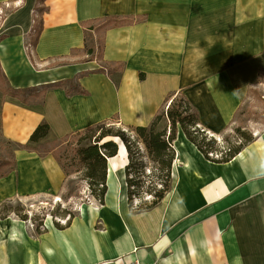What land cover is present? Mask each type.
<instances>
[{
	"label": "crops",
	"instance_id": "obj_1",
	"mask_svg": "<svg viewBox=\"0 0 264 264\" xmlns=\"http://www.w3.org/2000/svg\"><path fill=\"white\" fill-rule=\"evenodd\" d=\"M2 5L15 6L0 27V67L9 85L76 83L70 93L49 89L35 105L5 99L1 131L16 144L27 143L42 122L58 139L115 118L128 127L148 126L173 93L184 94L202 128L221 139L264 69V0H0ZM38 11L33 62L27 45ZM106 16L136 19L107 30L102 59L84 62L90 35L84 23ZM114 64L124 67L112 76L105 67ZM181 132L179 127L174 141L179 178L174 163L171 189L157 206L131 210L125 170L111 179L108 160L104 204L93 198L78 206L69 225L58 228L48 219L37 233L22 221L0 222V264H112L122 257L144 264H264V129L226 163L207 160L185 137L214 166L210 179L201 160L183 172ZM14 157V170L0 178V206L62 191L66 174L52 154L17 149Z\"/></svg>",
	"mask_w": 264,
	"mask_h": 264
},
{
	"label": "trees",
	"instance_id": "obj_2",
	"mask_svg": "<svg viewBox=\"0 0 264 264\" xmlns=\"http://www.w3.org/2000/svg\"><path fill=\"white\" fill-rule=\"evenodd\" d=\"M40 1V0H38ZM5 18V17H4ZM135 17L127 16H106L102 18L93 19L84 23V27L89 33H102L101 39H96L98 46L88 47L86 45L87 58L83 60L84 62L101 60L104 51V35L105 32L111 28H115L121 25L130 24L134 22ZM4 20V19H3ZM41 28V26H40ZM35 33L36 28L34 27ZM40 30L36 36H38ZM90 35H88V38ZM100 40V42L98 41ZM32 61L33 57L30 54ZM34 62V61H33ZM122 64H114L110 68L105 67L110 75H115L122 72ZM104 68V69H105ZM103 69V70H104ZM68 82H59L56 84L45 85L35 88L27 89H15L11 86L10 97L15 98L23 102L24 104H30L28 98L32 97L35 100L39 99V96H43L49 89L61 88L65 89L64 85ZM79 93L86 94L85 91L79 88L75 89ZM32 91V92H29ZM70 93V91H68ZM21 94H27V99L21 98ZM179 96L178 100L173 99L174 96ZM40 101V102H41ZM165 102H170L167 110H160L156 115L154 120L148 126H138L132 127L129 135L121 130H114L110 127L111 122H104L92 127L87 128L84 131L72 133L63 137L62 139L56 138L50 125L47 122L40 123L37 128L32 133L29 141L25 144H17L18 149H23L27 151L37 152L40 156H46L52 154L54 158L60 163L67 175V167L63 162L62 156H60L58 149H63V155L70 156L72 165L79 164L84 169V177L90 188V195L99 204H104L105 196L107 193V173H108V160L115 157L118 154V143L113 140H107L106 138H120L128 151L129 163L125 168L126 181L128 186V204L131 210L144 211L157 206L162 199L165 197L166 193L169 191L168 182L170 181L171 171L173 162L175 160V149L173 143L177 138V128L178 125L182 128L187 139L192 142L198 150L204 155V157L214 163H226L232 160L236 155H238L243 147L253 140V135L250 132H246L241 128L235 129V134L238 143L234 146L227 147L224 151L215 150V154L218 157L211 158L209 154L212 152L213 146L216 144L215 140H210L208 144L197 139V135L205 133L206 131L200 125V119L197 110L192 106L184 94L173 93L168 95ZM193 114H190V111ZM164 118H167L169 123L168 127L158 129V126ZM107 126V127H106ZM200 130V131H199ZM169 132V133H168ZM51 141V142H50ZM50 142V143H45ZM228 142V140H227ZM45 144L50 145V149H45ZM143 143L148 151L149 157L153 162L160 165L161 170L165 172V185L162 190L155 191V189L150 190L147 193L155 191L154 199L151 204H134L132 201V196L136 193L140 197V191L135 190V177L131 175V170L133 168V149ZM229 143V142H228ZM43 144V149H37L34 146ZM230 144V143H229ZM138 169L140 167H137ZM7 175V174H6ZM3 175V176H6ZM3 176H0L3 177ZM136 183V182H135ZM134 189V190H133ZM151 194V193H150ZM143 203V202H142ZM9 202L6 201L0 206V213L16 212L19 215V211L9 209ZM8 215H4L1 218H5ZM23 220L27 219V216L22 217ZM73 217L71 216L66 225H69ZM56 227L62 228L58 223L55 224ZM37 233L42 231L37 228Z\"/></svg>",
	"mask_w": 264,
	"mask_h": 264
},
{
	"label": "rangeland",
	"instance_id": "obj_3",
	"mask_svg": "<svg viewBox=\"0 0 264 264\" xmlns=\"http://www.w3.org/2000/svg\"><path fill=\"white\" fill-rule=\"evenodd\" d=\"M15 10V6H6L2 5L0 8V27L2 26L3 19L6 15ZM42 18V12L38 11L36 13L35 18V28L36 33H33V37L28 41V47L30 48L29 53L32 55L33 53V44L36 39V35L40 30V20ZM3 36V35H1ZM0 36V38H1ZM102 33L93 34L90 33V37L88 38V47L98 46V43L95 41L96 39H101ZM100 42V40H98ZM76 86L75 82H68L64 85V88L67 91H73ZM11 87L9 82L4 77L1 67H0V176L6 175L15 168L16 160L14 157L15 151L18 149L16 143L6 139L1 131V107L4 103L5 99L10 97ZM32 92V91H29ZM33 93V92H32ZM42 95L39 96L38 100L30 97L27 99V94H21V98L27 99L31 105H35L40 103ZM12 98V97H10ZM179 96H174L173 99L178 100ZM15 99V98H14ZM170 102H165V105L161 110L166 111ZM193 114L191 110L189 112ZM169 123L167 118H164L158 129H162L168 127ZM107 127V126H106ZM180 126L178 125V128ZM114 130H121L125 132L126 135H129L131 128L128 125L120 122L117 118L112 120L110 127ZM177 128V135H178ZM241 128L246 132H250L254 136V132L259 131L260 129H264V69L260 72L259 82L256 84V87H251L249 89V95L246 101L240 107L238 111L235 122L232 125V130L229 133L224 134L221 139H217L215 137L210 136L207 132L202 133L200 130V134L196 137L199 141H203L208 144L210 140H215L216 144L213 146L212 152L209 154L211 158L218 157L215 154V150L224 151L227 147L236 145L239 141L237 140L235 129ZM169 133V132H168ZM230 143H228L227 142ZM238 141V142H237ZM51 142V141H50ZM45 142V143H50ZM45 149H50L49 144H45ZM37 149H43V144L35 145ZM173 147L175 149L174 143ZM63 149H58L60 156H62L63 162L67 167V171L69 175L66 174V182L63 186L62 191L59 194H50L43 197H34V198H25L23 200L16 201H8L9 209H13L15 211H19V215L16 212H7L0 213V222H17L22 221L27 224L28 228L37 232V228L40 231L45 230L44 222L51 218L58 223L60 226H64L67 224L70 217H74L78 213V206L83 204H91V200H93L90 195V188L84 177V169L78 164L72 165V160L70 156L63 155ZM37 153V152H36ZM133 168L131 170V175L135 177V190L140 191V197L136 195V193L132 196V201L134 204H151L154 199L155 191L162 190L165 185V172L161 170L160 165L153 162L152 159L148 155V151L146 146L143 143H140L133 149ZM175 160L177 158V152L175 149ZM137 167H140L139 169ZM173 168V166H172ZM126 172V171H125ZM172 175V171H171ZM168 189L170 191L172 186V176L170 177V181L168 182ZM155 189V191L147 193L146 191H150ZM134 190V189H133ZM168 191V192H169ZM143 202V203H142ZM4 215H8L5 218H1ZM27 216L26 220H23L22 217Z\"/></svg>",
	"mask_w": 264,
	"mask_h": 264
},
{
	"label": "bare ground",
	"instance_id": "obj_4",
	"mask_svg": "<svg viewBox=\"0 0 264 264\" xmlns=\"http://www.w3.org/2000/svg\"><path fill=\"white\" fill-rule=\"evenodd\" d=\"M186 136L184 135L183 132H181V134L179 135V142L177 144L178 150L180 152V155H182V160L185 162V166L183 167V172L187 171L189 168L193 167L194 165H199V161L195 162L196 160H201L200 155L198 154V152L196 151L194 145L192 143H190L186 138ZM113 139L118 143V147H119V152L118 154L113 157L110 158V178L113 179L115 178L118 174H121V176H124V170L126 168V166L129 163V157H128V151L127 148L124 144V142L120 139V138H106L105 141ZM201 162L203 163V165L201 166L202 168H204L205 170H207V175L208 178L210 179L211 176L214 173V166H211V164H209V162L207 161V163H204L203 160H201ZM181 166L182 163L179 160L175 161V180L177 181L179 178V172L181 170ZM199 167H197L198 169ZM196 172V171H195ZM168 198H171V194L169 193ZM51 220V218H49V221Z\"/></svg>",
	"mask_w": 264,
	"mask_h": 264
},
{
	"label": "built area",
	"instance_id": "obj_5",
	"mask_svg": "<svg viewBox=\"0 0 264 264\" xmlns=\"http://www.w3.org/2000/svg\"><path fill=\"white\" fill-rule=\"evenodd\" d=\"M112 264H144L138 260H128V257H122L112 262Z\"/></svg>",
	"mask_w": 264,
	"mask_h": 264
}]
</instances>
